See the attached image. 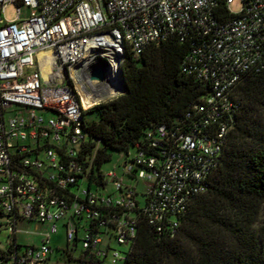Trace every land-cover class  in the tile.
I'll return each mask as SVG.
<instances>
[{"label": "built area", "instance_id": "2783aa9c", "mask_svg": "<svg viewBox=\"0 0 264 264\" xmlns=\"http://www.w3.org/2000/svg\"><path fill=\"white\" fill-rule=\"evenodd\" d=\"M234 1L241 3L238 12ZM8 4L16 5L12 20L2 14ZM172 38L189 43L181 71L208 91L174 125L146 130L134 153L122 151L121 173L145 181L139 193L95 164L98 147L87 145L83 97L106 93L108 69L101 81L89 73L110 65V54L118 75L125 51L139 57ZM261 72L264 0H0V215L11 227L0 258L122 264L142 219L159 236L177 233L218 166L241 106L233 88ZM62 219L66 244L56 254L51 240ZM31 221L47 228L38 244L22 245L17 235Z\"/></svg>", "mask_w": 264, "mask_h": 264}, {"label": "trees", "instance_id": "16d2710c", "mask_svg": "<svg viewBox=\"0 0 264 264\" xmlns=\"http://www.w3.org/2000/svg\"><path fill=\"white\" fill-rule=\"evenodd\" d=\"M189 48L172 38L139 57L125 51L126 91L83 111L87 145L98 147L97 166L114 151L131 149L146 130L174 125L207 93L181 71ZM232 94L241 106L207 191L191 200L174 235L159 236L142 219L122 264H264V72L244 75Z\"/></svg>", "mask_w": 264, "mask_h": 264}, {"label": "rangeland", "instance_id": "374dc122", "mask_svg": "<svg viewBox=\"0 0 264 264\" xmlns=\"http://www.w3.org/2000/svg\"><path fill=\"white\" fill-rule=\"evenodd\" d=\"M240 8H241V3L239 1H234L231 5V9L233 12H238L240 10ZM27 12H28L27 8H25V7L21 8V15L23 17H25ZM2 14L5 17V19H8V20L14 19L16 17V14H17L16 5L15 4L6 5L2 9ZM121 93L122 92L120 91L113 96L106 97L105 99H101V100H97V98L101 97V96H98L96 99H94V100L92 99L93 104L90 106H87L88 107L87 109L91 108L95 104L109 101ZM11 116H12V111H9L6 113V118H9ZM87 116L92 117V116H94V113L90 112L87 114ZM131 153H134V149H131ZM122 155H123L122 152L114 151L112 153L111 160L104 163V165L102 166V170L108 171L110 169H113L117 173L118 177H122L124 182L131 183V185L136 187V189L139 193H142L145 190V187L143 184L145 181L135 180V179H132L128 176H125L121 173V171H120L121 166H119V164L123 161ZM84 186L87 187V182L84 183ZM93 188H94V186H93ZM108 188H109V190L112 189V186L110 183L108 184ZM138 198L141 202L144 200V198L141 195H139ZM8 221H9V218L7 215H5V214L0 215V250H5L8 246V238H9V234H10L9 229H11V227L9 225H7ZM63 222H64V219H62L58 222L57 232L52 235L51 243H52V246L55 248L56 254H57L56 248L64 247L66 244L65 228L63 226ZM45 228H47L46 225L36 224L35 221L26 222L25 225H23V229L25 231L18 233L17 238L22 245L38 244L40 241V238H41L39 235V232L43 231ZM112 244H113V247L117 248L120 251H123L124 248L117 245L115 241ZM0 264H11V260H7L6 262H3V260L0 258Z\"/></svg>", "mask_w": 264, "mask_h": 264}, {"label": "bare ground", "instance_id": "6f19581e", "mask_svg": "<svg viewBox=\"0 0 264 264\" xmlns=\"http://www.w3.org/2000/svg\"><path fill=\"white\" fill-rule=\"evenodd\" d=\"M109 59H110V65H109L107 71H108V75H109L110 85L106 89V93H104L105 95L104 94L100 95L101 97H99V98L95 97V98H93V100L96 98H97V100L105 99L106 97L113 96L116 93L121 91V86L119 83L118 75L116 74L117 73L116 57L113 56L112 54H110ZM47 70L48 69L46 67L43 69V74L45 76H46ZM93 100L90 99L89 97H83V101H84V104L86 107L92 105Z\"/></svg>", "mask_w": 264, "mask_h": 264}, {"label": "water", "instance_id": "95a60500", "mask_svg": "<svg viewBox=\"0 0 264 264\" xmlns=\"http://www.w3.org/2000/svg\"><path fill=\"white\" fill-rule=\"evenodd\" d=\"M109 65L107 62H103L101 65L99 66H94L91 68L90 73H89V79L91 80H96V81H101L104 79V72L106 69H108ZM118 79H119V83L121 86V92H125L126 89L124 87L123 84V78H122V73H121V68L118 71Z\"/></svg>", "mask_w": 264, "mask_h": 264}]
</instances>
